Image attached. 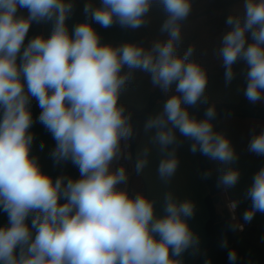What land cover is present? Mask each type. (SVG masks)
I'll list each match as a JSON object with an SVG mask.
<instances>
[{"label":"clouds","instance_id":"obj_1","mask_svg":"<svg viewBox=\"0 0 264 264\" xmlns=\"http://www.w3.org/2000/svg\"><path fill=\"white\" fill-rule=\"evenodd\" d=\"M158 2L166 13L160 31L168 38L145 49L133 42L101 43L95 25L140 28L153 0H101L96 7L86 3L83 12L90 20L76 24L71 33L66 26L71 2L0 0V210L8 216V224L0 226V264H180L171 257L196 242L187 223L194 214L190 201L178 202L167 193L164 214L156 215L154 200L117 187L127 180L125 168L111 167L121 141L133 135L131 116L118 103L131 75L121 74L125 65L149 73L164 93L171 91L162 111L144 126L145 131L155 129L153 140L165 153L158 165L162 180L167 182L180 164L175 147L169 150L178 146L177 129L193 140V153L199 151L222 166L238 160L230 139L214 130L215 106L205 110L204 119L185 107L208 101L206 71L189 60L194 49L176 54L180 22L190 15L192 0ZM243 7V19L227 16L230 28L219 55L226 84L235 77L233 65L244 61V96L256 104L264 101V0H244ZM19 9L28 15H18ZM44 20H54L51 35H37L25 46L32 23ZM33 98L41 109L39 123L56 141L53 158L70 159L79 168L78 179L53 181L30 155ZM248 151L264 156V129L253 130ZM147 163L146 158L137 159L136 172ZM239 179L237 168L222 167L218 186L227 190ZM246 196L252 206L243 218L251 221L256 212L264 213V167L254 174ZM228 260H237L235 250Z\"/></svg>","mask_w":264,"mask_h":264},{"label":"crops","instance_id":"obj_2","mask_svg":"<svg viewBox=\"0 0 264 264\" xmlns=\"http://www.w3.org/2000/svg\"><path fill=\"white\" fill-rule=\"evenodd\" d=\"M73 4V10L66 20V26L71 33L74 26L85 19L90 20V15L86 16L83 7L86 3H91L94 7L101 5V0H65ZM244 0H192V11L188 18L181 21V39L176 42V54L183 56L189 47L194 49L190 61L199 63L206 71L208 82L204 95L207 96V104L215 103L236 104L239 101V94L244 85V71L246 65L244 61H238L233 65L235 77L230 84L225 83V68L222 57L219 55V48L222 46V37L229 30L230 26L225 24L227 16L233 15L243 19ZM166 18V13L158 0H153L151 9L146 15L147 23L137 29H131L114 23L110 28H102L95 25L101 43H109L113 46H120L124 43L133 42L142 45L145 49H150L157 40H166L167 33L160 31L161 25ZM42 33L45 38L51 35L54 20L40 21ZM33 38L29 32L26 36L25 46ZM249 42L251 36L248 34ZM23 51V49L21 50ZM19 62V57H18ZM131 73L129 79L120 94L119 103L142 109L147 106L151 92L157 88L151 82L150 74L140 69H130L125 65L121 74ZM163 99L166 100L168 94L162 92ZM203 100V97L201 98ZM165 102L162 99L156 100L147 119L143 123L141 133L133 150L130 146V138L121 141L120 151L112 162V170L123 166L126 170L127 180L117 187L126 189L130 195L143 193L149 199L155 201L156 215H162L164 208V197L171 193L178 202L190 201L194 205V214L187 218L189 229L193 233L196 242L186 249L179 257H171L179 260L180 264H224L225 246L219 243L207 248L206 223L210 213L207 205V197L211 195L210 189L201 174L195 154L190 150L191 145L188 138L183 137L179 130H176L178 146L175 147L176 156L180 164L176 173L165 182L158 174V165L165 153L160 151V147L153 140L155 129L145 131L147 120L159 113L163 109ZM203 102H198L195 106L185 105L189 113L196 116L204 107ZM256 107L264 108V101L253 104ZM31 110L34 123L29 129L33 134V142L30 148V155L34 156L41 171L50 175L55 181L61 177L72 165V161L60 160L57 162L52 151L56 141L51 133L39 123L38 116L41 111L35 98L31 102ZM214 130L227 136L238 160L228 166H222L220 162L209 159L210 167L215 176L221 174L222 167H234L240 172L238 183L225 190L219 186L217 193L211 196L214 211L216 214L223 212V204L226 199L236 200L243 221L246 224V231L238 233L233 230V244L240 252L242 263H258L264 259V213L256 212L251 221H245L243 213L251 208V200L246 196V190L253 182L254 174L264 167V156H258L248 151V143L255 132L264 129V119L240 116H221L213 122ZM43 145V148H41ZM145 150L147 156L145 157ZM146 158L148 163L140 172H136L137 159ZM79 176L76 178L78 179ZM31 216L28 219L31 224ZM8 224L7 213L0 210V226ZM34 233V230H33ZM253 239L254 243L249 240ZM171 256V252H170Z\"/></svg>","mask_w":264,"mask_h":264},{"label":"trees","instance_id":"obj_3","mask_svg":"<svg viewBox=\"0 0 264 264\" xmlns=\"http://www.w3.org/2000/svg\"><path fill=\"white\" fill-rule=\"evenodd\" d=\"M18 15L27 16L28 12L26 9H19ZM29 32L33 35V37H35L37 35L43 36L41 23L34 21L31 25L30 29H29ZM246 71H247V68L244 71V85L240 91L238 103H236V104H225V103L213 104L215 106L216 116L212 120V122L217 117H221V116H240V117H254V118L264 119V108L263 107H256L255 105L250 103L246 99V97L244 96V89L246 87V75H245ZM162 92L163 91L161 89L155 88L149 96L147 106L142 108V109H136L133 107H129V106L120 104L118 102L120 105H122L125 108V115L130 114V116H131V119L129 121V123H131V125L133 127V135L130 137L131 150L134 149V147L138 141V137L141 133L143 123L145 122L149 113L151 112V109L154 106L156 100L162 99L164 102L166 101L163 99ZM209 106H210V104L205 103L202 110L195 117L197 119H204L205 118V110ZM188 141H189L190 145H192L193 140L188 139ZM194 154L197 158L198 166H199V169L201 171V174L203 175V178L205 179V181H206V183L210 189V192H211V195L208 196L206 199L207 205L209 208V213H210L209 220L206 223V234H207L206 246H207V248H209V247H213V246L220 243V240L216 236L214 226L218 221L226 219V214H225L224 210L221 214L215 213L214 204H213V201L211 198V196L214 195L215 193H217L219 190V186H218V177L219 176H215L213 174L211 167H210L209 159L207 156L203 155L199 151L195 152ZM206 172L210 173V175L207 177L204 176V173H206ZM79 174H80L79 168L73 164L65 173H63L61 175V177L66 178L65 179V183H66L68 178L76 179L79 176ZM63 202L64 201L61 200V203H63ZM249 241L251 243H254V240L251 238ZM232 250L236 251L234 244H232L231 247L226 248L225 255H224V264H233V262H230L228 260V253ZM234 264H264V259L258 263H242L240 260H236L234 262Z\"/></svg>","mask_w":264,"mask_h":264},{"label":"built area","instance_id":"obj_4","mask_svg":"<svg viewBox=\"0 0 264 264\" xmlns=\"http://www.w3.org/2000/svg\"><path fill=\"white\" fill-rule=\"evenodd\" d=\"M175 84L172 86L174 90ZM236 203V207L233 208L232 204ZM223 209L226 214V219L229 220L233 225V230L235 229L238 233H243L246 231V224L242 219L238 203L236 200L229 198L224 201Z\"/></svg>","mask_w":264,"mask_h":264},{"label":"water","instance_id":"obj_5","mask_svg":"<svg viewBox=\"0 0 264 264\" xmlns=\"http://www.w3.org/2000/svg\"><path fill=\"white\" fill-rule=\"evenodd\" d=\"M215 233L217 238L220 240V243L224 242L226 240V248L231 247L233 244V225L232 223L227 220H220L218 221L215 226ZM237 252V260H240V254Z\"/></svg>","mask_w":264,"mask_h":264},{"label":"rangeland","instance_id":"obj_6","mask_svg":"<svg viewBox=\"0 0 264 264\" xmlns=\"http://www.w3.org/2000/svg\"><path fill=\"white\" fill-rule=\"evenodd\" d=\"M168 95H170L171 94V91L169 92V93H167ZM235 245V244H234ZM238 252H240L238 249H236Z\"/></svg>","mask_w":264,"mask_h":264}]
</instances>
